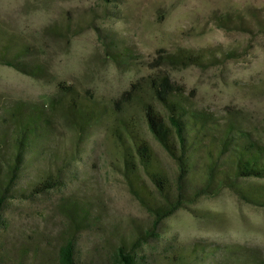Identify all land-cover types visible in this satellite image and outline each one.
I'll return each instance as SVG.
<instances>
[{
    "label": "rangeland",
    "instance_id": "374dc122",
    "mask_svg": "<svg viewBox=\"0 0 264 264\" xmlns=\"http://www.w3.org/2000/svg\"><path fill=\"white\" fill-rule=\"evenodd\" d=\"M226 16L245 28L220 24ZM2 38L28 49L23 60H39L47 70L37 79L0 64L6 264H57L68 240L78 264H114L123 242L150 232L134 249L146 264H164L169 248L192 244L202 252L191 264L264 263V206L225 187L189 198L152 230V216L128 190L113 138L118 99L132 85L167 74L195 108L264 144V0H0ZM181 48L214 49L216 60L176 70L157 61ZM60 87L72 88L70 103ZM29 111L49 126L11 181V115ZM145 136L175 184L176 163L151 133ZM204 161L189 176L192 190L202 185ZM43 176L54 186H38Z\"/></svg>",
    "mask_w": 264,
    "mask_h": 264
},
{
    "label": "trees",
    "instance_id": "16d2710c",
    "mask_svg": "<svg viewBox=\"0 0 264 264\" xmlns=\"http://www.w3.org/2000/svg\"><path fill=\"white\" fill-rule=\"evenodd\" d=\"M220 24L245 28L241 20L223 17ZM224 22V23H223ZM214 49L164 52L157 61L171 69L204 67L216 60ZM28 49L12 40L0 39V64L9 66L25 75L40 79L46 65L39 60L24 61ZM60 96L70 103L72 88L60 87ZM76 109H78L76 107ZM119 115L113 129L123 162V176L130 194L153 218L152 230L166 218L182 208L189 198L197 199L208 194L216 186L234 191L240 198L257 206H264V144L249 131L238 129L234 123L219 125L213 115L195 108L186 98L180 85L169 75H155L132 85L115 103ZM12 116L11 140L14 146V162L9 180H15L22 157L35 145L48 129V119L40 113ZM151 133L167 155L176 163L178 174L173 184L160 165L154 149L147 140ZM203 155V157H201ZM204 158L201 186L191 189L190 174L197 161ZM38 186L51 187L52 177H39ZM193 192V193H192ZM0 197V224L1 207ZM138 236L130 245L123 242L117 248L114 264H146L135 256L134 249L141 239ZM202 250L196 244L169 248L164 264H191L200 261ZM74 242L68 240L59 250L57 264H78ZM0 264H6L0 254ZM248 264H264L258 259Z\"/></svg>",
    "mask_w": 264,
    "mask_h": 264
}]
</instances>
